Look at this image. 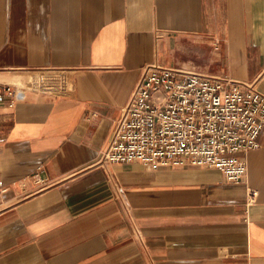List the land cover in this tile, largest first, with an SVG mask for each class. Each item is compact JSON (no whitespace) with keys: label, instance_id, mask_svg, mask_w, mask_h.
I'll list each match as a JSON object with an SVG mask.
<instances>
[{"label":"crops","instance_id":"1","mask_svg":"<svg viewBox=\"0 0 264 264\" xmlns=\"http://www.w3.org/2000/svg\"><path fill=\"white\" fill-rule=\"evenodd\" d=\"M153 61L264 92V0H0V264H264V126L237 182L97 163Z\"/></svg>","mask_w":264,"mask_h":264},{"label":"built area","instance_id":"2","mask_svg":"<svg viewBox=\"0 0 264 264\" xmlns=\"http://www.w3.org/2000/svg\"><path fill=\"white\" fill-rule=\"evenodd\" d=\"M49 81L45 87L57 90L44 89L68 91L65 82ZM29 89L2 83L0 103L14 106ZM263 126L264 92L254 82L153 61L143 68L121 108L97 163L211 167L221 170L226 181L237 182L246 175V154L259 145ZM34 180L42 182L38 173ZM132 233L143 243L138 226Z\"/></svg>","mask_w":264,"mask_h":264},{"label":"rangeland","instance_id":"3","mask_svg":"<svg viewBox=\"0 0 264 264\" xmlns=\"http://www.w3.org/2000/svg\"><path fill=\"white\" fill-rule=\"evenodd\" d=\"M209 71L212 72L213 69H209ZM66 80H67L66 78H65V79L63 78V80H61V81L59 80V81H57V82H58V84H60L62 81H63V83H64ZM46 83H47V84H46ZM46 83H42V84L49 86V85H48L49 83H48V82H46ZM70 83H71V82H70ZM19 84H21V83H19ZM29 84H31V82L26 83L27 86H28ZM21 85H22V84H21ZM66 86H67L66 89L68 90V88L70 87V86L68 85V83L66 84ZM69 91H70V90H68L67 92H65L64 90L59 89V92H60V93H68Z\"/></svg>","mask_w":264,"mask_h":264}]
</instances>
